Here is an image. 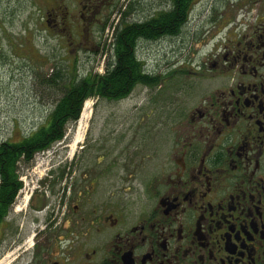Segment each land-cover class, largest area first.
I'll use <instances>...</instances> for the list:
<instances>
[{"label": "flooded vegetation", "instance_id": "af4514ba", "mask_svg": "<svg viewBox=\"0 0 264 264\" xmlns=\"http://www.w3.org/2000/svg\"><path fill=\"white\" fill-rule=\"evenodd\" d=\"M80 3L76 31L83 28L87 41L78 46H92L94 54L85 58L91 97L134 101L139 114L93 145L83 141L74 162L40 181L25 212L36 226L31 237L24 222L17 224L21 214L9 220L24 191L19 170L22 186L5 219L22 250L16 264H264V0L214 9L199 33L215 43L199 71H190L200 81L184 83L180 98L177 88L162 96L175 73L163 76L148 48L179 42L185 30L157 37L160 27L149 39L132 34L125 55L133 54L134 67H125V88L100 91L118 59L120 21L110 38L102 15L111 0ZM174 4L128 2L122 28L131 33L136 26L137 5L150 22Z\"/></svg>", "mask_w": 264, "mask_h": 264}, {"label": "rangeland", "instance_id": "374dc122", "mask_svg": "<svg viewBox=\"0 0 264 264\" xmlns=\"http://www.w3.org/2000/svg\"><path fill=\"white\" fill-rule=\"evenodd\" d=\"M149 1L155 0H143ZM239 1L197 0L188 28L179 42L168 41L149 46L148 49L153 56L150 58L151 62L153 65L155 61L160 62L163 76L175 73L168 80V84L163 86V97L171 98L172 90L177 88L176 95L180 98L181 86L184 83L193 84L200 81L191 77L190 71H199L197 67L200 61L211 51L215 40L207 39L206 35L199 31L208 25L209 17L215 15L214 9L223 12L232 3ZM80 2L81 0H0V143L12 135L18 122L21 124V131L26 132L32 128L34 122L45 115V108L50 105L53 92L41 84V78L45 73H51L54 70L53 66L64 67L68 71L76 68L81 73L86 72V67L90 66L85 58L86 55L89 58L94 56L92 46L88 49H85V46H78L80 42L87 41L83 28L82 32L76 31L80 18ZM128 2L137 4L142 0H111L105 16L102 15L108 21L105 33L110 38L113 26L122 18ZM93 24L91 30H96L99 23ZM4 28L12 33L7 35ZM7 54L9 60L5 57ZM24 55H28L25 60L22 59ZM171 55L173 56L170 58ZM166 60L169 62L168 65L161 63ZM148 89L145 93H148ZM146 95L142 93L139 98L150 100ZM152 98L155 99L156 95ZM87 102L90 103L86 111L84 109L86 103L84 104L82 114L88 116V119L85 121L80 119L76 124L69 125L62 141L39 153L29 169L26 166L20 169L24 191L17 199L19 211L16 213L14 210L15 204L9 220L12 222L13 216L21 214L18 216L17 224L25 223L27 230H30L29 237L36 226L31 223L28 213L25 212L29 204H32V192H35V188H40V181L47 179L45 177L49 175L51 169L58 170L57 165L74 162L83 141L87 147L93 145L97 139L108 137L114 124H120L121 128V123L130 116L139 114L134 101L128 99L119 103H109L96 102L95 97H90ZM80 138L82 141L75 143V140ZM56 188L58 191V186ZM51 193L50 188L49 194ZM14 240L13 230L8 226L4 234L0 264L17 263L16 256L22 250H17L18 245L16 246Z\"/></svg>", "mask_w": 264, "mask_h": 264}, {"label": "trees", "instance_id": "16d2710c", "mask_svg": "<svg viewBox=\"0 0 264 264\" xmlns=\"http://www.w3.org/2000/svg\"><path fill=\"white\" fill-rule=\"evenodd\" d=\"M196 1L175 0L172 10L159 19L153 17L155 19L150 22L149 18H143L146 14V10L143 9L144 6L137 5L135 7L137 22H135L136 26L130 29L131 33L128 32V29L122 28L125 19L123 11L120 25L116 29L119 46L116 55L118 59L115 60L113 71L106 76L105 83L100 86V91H115L117 89L122 91L125 88L129 78L125 74L127 72L125 67H134L133 54L125 55L126 42L129 44L131 40L134 42L135 37L130 38L132 34H143L144 32L145 38L149 39L150 32H158L161 27L162 32H164L158 33L157 37L164 34L169 36L167 33L180 35L183 30L188 28L190 11L193 10ZM4 30L7 35L12 33L7 28ZM179 39L181 38L178 37ZM27 56H22V59L25 60ZM5 57L9 60L8 54ZM53 68L51 73H45L41 78V84L53 92L51 103L45 108V115L34 122L32 128L26 132L21 131V124L18 122L12 135L0 143V257L5 225H8L5 219L14 203L18 189L22 186V182L19 180L20 167L33 165L37 154L62 141L66 136L68 126L76 124L79 120L85 101L95 93L91 73L87 75V72L81 73L76 68H72L71 71L59 66H53ZM107 84L109 89L105 87Z\"/></svg>", "mask_w": 264, "mask_h": 264}, {"label": "bare ground", "instance_id": "6f19581e", "mask_svg": "<svg viewBox=\"0 0 264 264\" xmlns=\"http://www.w3.org/2000/svg\"><path fill=\"white\" fill-rule=\"evenodd\" d=\"M88 103H90V102H87V101H86V104H85V107H84L85 111H86V108H87L88 105H89ZM85 111H83V112H85ZM86 114H87V113H86ZM88 115H90V114H88ZM81 119L85 121V120L88 119V116H85L84 113H83ZM80 137H82V136H80ZM80 140L82 141L81 138H80V139H76V140H75V143H77V142L80 141ZM78 143H79V142H78Z\"/></svg>", "mask_w": 264, "mask_h": 264}]
</instances>
